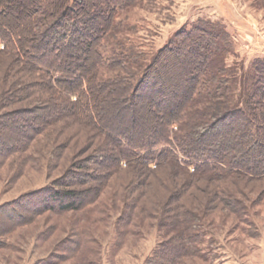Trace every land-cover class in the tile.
Instances as JSON below:
<instances>
[{"label":"trees","instance_id":"16d2710c","mask_svg":"<svg viewBox=\"0 0 264 264\" xmlns=\"http://www.w3.org/2000/svg\"><path fill=\"white\" fill-rule=\"evenodd\" d=\"M24 1L30 2L26 8ZM59 1L0 0V53L25 70L1 89L0 106H28L0 115V159L25 155L51 129L48 165L61 169L48 185L25 195L36 198L32 212L64 213L93 203L123 162L149 175L173 167L221 184L264 179V59L253 60L242 79L227 63L235 56L230 35L208 19L182 28L149 58L125 42H116L106 56L117 5L130 0ZM105 67L117 72L101 77ZM36 73L44 79L35 80ZM73 118L90 131L83 147L80 141L71 146L74 137L64 130ZM155 178L142 184H162L160 224L173 234L145 264H183L200 251L208 201L192 204L191 189L199 187L188 179L167 184ZM223 188L212 190L213 209L221 201L235 211L239 199ZM145 200H128L120 218L129 224Z\"/></svg>","mask_w":264,"mask_h":264},{"label":"rangeland","instance_id":"374dc122","mask_svg":"<svg viewBox=\"0 0 264 264\" xmlns=\"http://www.w3.org/2000/svg\"><path fill=\"white\" fill-rule=\"evenodd\" d=\"M24 2L23 8L28 7L30 2ZM120 3L116 29L103 47L106 56L116 48V42H125L132 43L149 58L182 28L189 29L198 19H208L219 22L230 35L235 56H230L227 63L237 67L242 79L249 76L246 70L253 60L264 59V0ZM23 67L21 61L0 53V95L10 81L24 75ZM116 72L105 67L100 70V76L109 77ZM33 76L37 81L44 79L38 73ZM27 107L0 106V115ZM73 123L68 129L64 126V130L74 137L70 138L71 146L80 141L79 147H83L90 131L75 119ZM52 131L48 129L40 135L25 155L0 159V264H145L160 243L173 234V230L160 224L164 211L160 205L164 200L162 184L155 183L153 189L142 184L148 179L156 181L155 177L167 184L188 179L199 187L191 189L196 196L191 199L192 204L198 206V202L208 201L209 208L202 211L200 221L204 234L200 251L195 256L188 255L183 264H264V179L247 182L238 177L221 184L209 178L190 177L188 172L184 173L185 177L173 167L165 171L157 169V174L149 175L144 168H127L123 162L111 173L108 185L93 203L64 213L43 211V208L32 212L34 205L30 203L36 198L27 200L25 195L48 185L61 172V169L51 171L48 165ZM70 152L66 156H72L73 149ZM188 169L191 171L193 166ZM227 186L240 203L235 211L221 201L213 209L217 200L211 201L212 190ZM126 195L130 197L129 203L136 196L147 200L144 207L136 209V216L129 224L120 218Z\"/></svg>","mask_w":264,"mask_h":264}]
</instances>
